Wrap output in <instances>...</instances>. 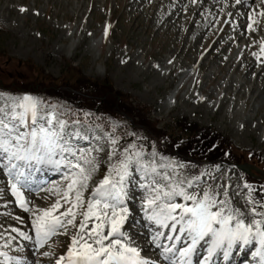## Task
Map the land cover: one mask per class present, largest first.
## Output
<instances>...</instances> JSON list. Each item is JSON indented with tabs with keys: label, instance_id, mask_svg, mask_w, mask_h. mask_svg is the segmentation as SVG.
Instances as JSON below:
<instances>
[{
	"label": "rangeland",
	"instance_id": "1",
	"mask_svg": "<svg viewBox=\"0 0 264 264\" xmlns=\"http://www.w3.org/2000/svg\"><path fill=\"white\" fill-rule=\"evenodd\" d=\"M186 2L0 0V93L30 95L67 117H73L74 104L86 119L104 116L112 130L92 126L98 134L110 133L121 148L135 143L143 148L146 160L156 153L157 163L184 164L177 171L185 175L206 173L209 183L232 185L229 191L235 206L247 211L245 184L253 185L255 197L264 196V17L257 16L258 10L264 12V3L256 0L249 10H238L227 26L230 0L218 6L215 1L216 11L207 12L206 0ZM245 15L247 19L241 20ZM249 15L259 22L254 32L247 28ZM177 87V99L170 104L168 97ZM116 102L115 111L121 113L110 112ZM210 132L216 135L202 136ZM91 134L90 139L74 143L84 148L97 143ZM100 143L104 151L84 193L86 199L110 163L109 145ZM213 151L227 154L232 162L213 165L199 160ZM192 152L198 159H185V153ZM64 173L49 179L39 191L25 188L30 207L47 208L54 203L56 197L43 187L64 185L68 170ZM140 176L133 171L126 200L131 207L126 206L128 217L132 215L131 221L127 219L129 234L143 248L154 232L141 221L155 225L140 214L144 195L138 187ZM0 190V231L32 229V213H25L9 195V178L3 170ZM16 216L23 222L16 221ZM72 231L53 237L39 252L34 241L17 238L9 255L27 257L25 264H54L66 253ZM20 246H26L23 252L16 251ZM46 251L53 255L42 256ZM143 255L149 259L151 252Z\"/></svg>",
	"mask_w": 264,
	"mask_h": 264
},
{
	"label": "snow or ice",
	"instance_id": "2",
	"mask_svg": "<svg viewBox=\"0 0 264 264\" xmlns=\"http://www.w3.org/2000/svg\"><path fill=\"white\" fill-rule=\"evenodd\" d=\"M235 3L240 5L242 0ZM258 15L264 17V12ZM249 20L248 30L256 31L254 25L259 22L252 15ZM95 128L99 129L100 125ZM90 132L91 139L97 143L87 148L74 143L90 139ZM102 140L109 145L110 163L106 175L86 199L84 193L100 167ZM119 144V139L110 133L100 135L92 126L79 119L66 118L55 106L45 105L30 95L10 97L0 93V170L9 178L17 206L25 213H32L35 234L33 237L18 227L0 231L3 240L0 264H25L27 257L9 255L17 238L34 239L35 251L39 252L53 237L69 235L70 229L74 230L70 245L54 264H155L142 255L143 249L124 230L133 171L141 173L138 187L144 193L141 200L144 217L156 226L150 243L162 249L161 254L172 264H193L194 257H200L196 264H212L219 251L227 260L234 246L249 245L254 239L260 248L253 256L264 264V196L255 199L252 196L255 190L245 184L248 190L245 211L235 206L229 191L232 185L209 183L206 173L185 175L177 171L184 169V164L157 163L156 153L146 160L143 148L135 143L122 148ZM41 165L57 169L63 166L68 170L64 185L43 189L56 197L47 208L30 207L24 191L29 187L32 173ZM15 219L23 222L20 216ZM162 238L170 243H162ZM24 247L16 251L23 252ZM201 249L205 255L201 256ZM41 255L51 257L53 252Z\"/></svg>",
	"mask_w": 264,
	"mask_h": 264
},
{
	"label": "bare ground",
	"instance_id": "3",
	"mask_svg": "<svg viewBox=\"0 0 264 264\" xmlns=\"http://www.w3.org/2000/svg\"><path fill=\"white\" fill-rule=\"evenodd\" d=\"M129 1V0H128ZM158 1V0H157ZM162 1V0H161ZM180 1H183L185 3L186 0H177V4L180 2ZM215 1H218L219 3H217V6L220 5L222 3V0H206V2L204 3V12H207L209 10H212V11H216L215 10V7H213V3ZM125 2V1H124ZM140 2V1H139ZM138 1H136V5L139 4ZM156 2V1H155ZM231 2V6H230V9L227 11V14H230V12L232 14L231 17H230V21L228 24H226L227 26L236 19L237 17V12L238 10L240 9H244V8H247V10H249L251 7H253L254 5V2H256V0H242V4L240 5H237L235 3V0H230ZM134 4V6H135ZM179 5V4H178ZM128 6V4H127ZM133 6V5H132ZM216 6V7H217ZM206 7V8H205ZM148 8V7H147ZM155 8V4L150 6V10H153ZM225 9V8H224ZM223 9V10H224ZM264 9V8H262ZM233 10V12H232ZM261 10H258V13H257V16L258 14L260 13ZM264 11V10H263ZM260 17V16H259ZM218 19V17H217ZM246 20L247 19V15L245 16H241V20ZM242 28V25H238V28ZM227 28V27H226ZM226 28H224L226 30ZM243 29V28H242ZM224 30V31H225ZM236 30V29H235ZM237 34V33H236ZM251 36V35H250ZM210 37V36H209ZM209 40V39H208ZM178 91H179V87H177L171 94L170 96L168 97V101L169 103H174L177 99V95H178ZM92 135V134H91ZM49 169H47L46 167L45 168H40L39 169V172L35 178V180L32 182V186L33 187H37L38 185H42L43 183H45L49 178H54V177H58L59 176H64L65 175V171H67L66 168H64L63 166H61L59 169L55 168L54 166H49L48 167ZM55 178V179H56ZM49 186V185H48ZM46 188V187H43V189ZM11 195V194H9ZM36 195H38L37 193L34 194V196L36 197ZM33 196V195H32ZM40 196V194H39ZM140 202V201H139ZM127 205L129 207H131L130 205V202L127 203ZM20 212V211H19ZM140 214L142 215L143 214V211H142V207H141V211H140ZM23 215V214H22ZM131 214L129 215L128 219L131 218ZM132 220V218L130 219V221ZM130 221L126 222V224L124 225V230L127 231L128 233L130 232V229H128V224ZM142 226H145L147 227V230L150 229V227L152 228L153 232L156 230V226H153V225H150V224H147L145 225L144 224V221L142 220ZM148 222V221H147ZM144 224V225H143ZM151 230V231H152ZM23 231H27L30 235H32L34 237V231L32 229L30 230H23ZM165 232H168L167 229L164 230ZM151 234V233H150ZM148 234V235H150ZM167 234V233H166ZM150 236L147 237L146 241H147V244L145 247H143V251L142 253L143 254H148V252H151V255H150V258L149 260L152 261V262H155V264H172V262L170 260H167L164 258V256L161 254V249H158V248H155L154 245H152L150 243ZM132 238H136V236L133 234ZM161 242L162 243H170L168 241H165L163 240V238L161 239ZM257 240L254 239V241L252 243H250L249 245H241V244H237L236 246L233 247V251L232 253L230 254L229 258L227 260H225L223 258V252L222 251H219L217 252V254L214 256V259H213V262L212 264H234V258L238 257L240 258V260L243 262L245 260L248 259V257L250 258L251 262L252 263H260V258L259 257H254L253 256V253L256 251L257 249ZM224 260L226 262H224Z\"/></svg>",
	"mask_w": 264,
	"mask_h": 264
},
{
	"label": "trees",
	"instance_id": "4",
	"mask_svg": "<svg viewBox=\"0 0 264 264\" xmlns=\"http://www.w3.org/2000/svg\"><path fill=\"white\" fill-rule=\"evenodd\" d=\"M69 99H70V97H69ZM118 100L120 101L121 100V97H119L118 98ZM123 100V99H122ZM118 101V102H119ZM118 102H116V105H114L112 108H109L110 109V112H115V113H117V111H119L120 113H121V110H117V111H115V109H116V106L117 105H119V103ZM74 106H75V108H76V111H81L78 107H76V105L74 104ZM98 106V105H97ZM99 107V106H98ZM114 108V109H113ZM125 113H128V112H126L125 111ZM79 114V113H78ZM94 114H96V113H94ZM79 116H81V117H83V118H86V117H84V116H82L81 114H79ZM117 116V115H116ZM120 117V116H119ZM212 135H216V134H211V132L210 133H206V134H203L202 136L204 137V138H208V136H211L210 138H213L212 137ZM215 141H220V140H215ZM179 144V143H178ZM220 144V143H219ZM181 146H182V144H180ZM186 155H184V157H185V159H191V160H193L194 158H197L198 159V157H197V155L195 154V152H192V153H190V154H187V153H185ZM213 154V155H212ZM189 155V156H188ZM200 158H202V159H200ZM199 160H208V161H213V162H226V161H229V162H232V159L231 158H229L228 157V155L227 154H218V153H216V152H211L209 155H207V156H203V157H199ZM188 161V160H187Z\"/></svg>",
	"mask_w": 264,
	"mask_h": 264
}]
</instances>
